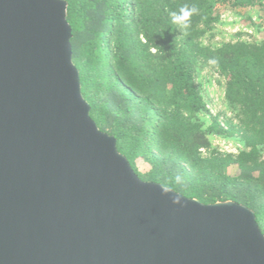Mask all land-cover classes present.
I'll use <instances>...</instances> for the list:
<instances>
[{"label": "water", "instance_id": "water-1", "mask_svg": "<svg viewBox=\"0 0 264 264\" xmlns=\"http://www.w3.org/2000/svg\"><path fill=\"white\" fill-rule=\"evenodd\" d=\"M64 0H0V264H264L249 208L142 181L81 94Z\"/></svg>", "mask_w": 264, "mask_h": 264}, {"label": "trees", "instance_id": "trees-1", "mask_svg": "<svg viewBox=\"0 0 264 264\" xmlns=\"http://www.w3.org/2000/svg\"><path fill=\"white\" fill-rule=\"evenodd\" d=\"M64 1L90 117L138 178L203 204H241L264 235V41L212 47L201 40L222 9L259 7L264 16V0ZM184 6L198 9L187 29L170 17ZM200 63L223 78L231 115L224 123L197 89ZM214 136L241 148L220 153L211 149Z\"/></svg>", "mask_w": 264, "mask_h": 264}, {"label": "rangeland", "instance_id": "rangeland-1", "mask_svg": "<svg viewBox=\"0 0 264 264\" xmlns=\"http://www.w3.org/2000/svg\"><path fill=\"white\" fill-rule=\"evenodd\" d=\"M222 9L220 20L213 29L204 34L202 43L217 47L225 43L246 41H264V16L259 7ZM194 80L209 113L224 123L231 118L224 101L223 78L208 64L200 63L194 74ZM209 117L203 120L208 124ZM211 149L220 153L235 154L241 145L235 140L211 137ZM204 152V151H202Z\"/></svg>", "mask_w": 264, "mask_h": 264}, {"label": "clouds", "instance_id": "clouds-1", "mask_svg": "<svg viewBox=\"0 0 264 264\" xmlns=\"http://www.w3.org/2000/svg\"><path fill=\"white\" fill-rule=\"evenodd\" d=\"M198 9L193 6L191 8L184 6L179 9V11L170 12L171 20L174 24L179 25L183 29H187L189 27L190 17L197 13ZM156 49L154 48L153 51ZM179 179V177H177Z\"/></svg>", "mask_w": 264, "mask_h": 264}]
</instances>
